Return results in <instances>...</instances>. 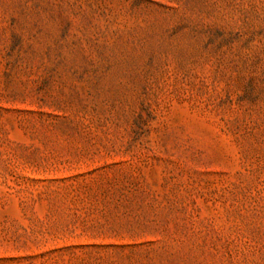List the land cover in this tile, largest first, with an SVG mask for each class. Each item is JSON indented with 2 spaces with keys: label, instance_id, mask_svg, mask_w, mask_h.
I'll return each instance as SVG.
<instances>
[{
  "label": "rangeland",
  "instance_id": "374dc122",
  "mask_svg": "<svg viewBox=\"0 0 264 264\" xmlns=\"http://www.w3.org/2000/svg\"><path fill=\"white\" fill-rule=\"evenodd\" d=\"M0 264H264V0H0Z\"/></svg>",
  "mask_w": 264,
  "mask_h": 264
}]
</instances>
